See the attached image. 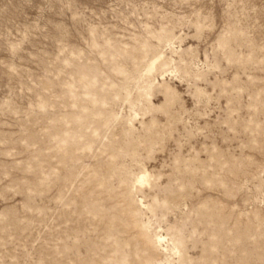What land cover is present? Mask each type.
<instances>
[{
    "label": "rangeland",
    "instance_id": "374dc122",
    "mask_svg": "<svg viewBox=\"0 0 264 264\" xmlns=\"http://www.w3.org/2000/svg\"><path fill=\"white\" fill-rule=\"evenodd\" d=\"M0 264H264V0H0Z\"/></svg>",
    "mask_w": 264,
    "mask_h": 264
},
{
    "label": "bare ground",
    "instance_id": "6f19581e",
    "mask_svg": "<svg viewBox=\"0 0 264 264\" xmlns=\"http://www.w3.org/2000/svg\"><path fill=\"white\" fill-rule=\"evenodd\" d=\"M158 55H160V54H158ZM156 59H157V58H156ZM153 60H154V59H153ZM160 60H161V58H160ZM160 60H159V61H160ZM154 61H155V60H154ZM159 61H157V63H158ZM160 62H161V61H160ZM151 63H152V64H151ZM158 64H159V63H158ZM149 65H151V67H152V65H154V62H150ZM154 67H155V66H154ZM148 70L150 71V69H148ZM159 237H160V236H159ZM156 241H157V240H156ZM158 241H159V239H158ZM161 241H162V240H161ZM161 241H160V242H161ZM163 241H164V240H163ZM162 243H163V242H162ZM162 243H161V244H162ZM75 251H76V250H75Z\"/></svg>",
    "mask_w": 264,
    "mask_h": 264
}]
</instances>
